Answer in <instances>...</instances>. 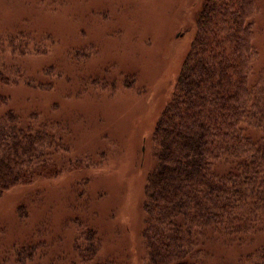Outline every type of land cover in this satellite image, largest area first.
Here are the masks:
<instances>
[{"label": "rangeland", "instance_id": "obj_1", "mask_svg": "<svg viewBox=\"0 0 264 264\" xmlns=\"http://www.w3.org/2000/svg\"><path fill=\"white\" fill-rule=\"evenodd\" d=\"M253 1L251 80L263 83L264 0ZM202 2L0 0V118L62 145L52 167L1 195L0 264H84L75 245L90 232L92 263L146 264L151 134ZM215 252L210 264H237L232 250Z\"/></svg>", "mask_w": 264, "mask_h": 264}, {"label": "trees", "instance_id": "obj_2", "mask_svg": "<svg viewBox=\"0 0 264 264\" xmlns=\"http://www.w3.org/2000/svg\"><path fill=\"white\" fill-rule=\"evenodd\" d=\"M253 14V0H203L196 13L151 134L155 164L142 202L146 264H210L215 250H232L237 264H264V82L251 80L258 60ZM61 146L48 131L3 115L0 197L52 167ZM94 235L82 251L75 245L81 260L114 264L92 263Z\"/></svg>", "mask_w": 264, "mask_h": 264}]
</instances>
